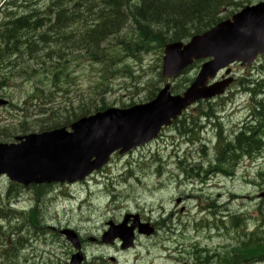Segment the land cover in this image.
I'll return each mask as SVG.
<instances>
[{
    "label": "rangeland",
    "instance_id": "obj_1",
    "mask_svg": "<svg viewBox=\"0 0 264 264\" xmlns=\"http://www.w3.org/2000/svg\"><path fill=\"white\" fill-rule=\"evenodd\" d=\"M48 1L51 2L52 0ZM259 1L261 0H248L252 3ZM5 2L7 1L0 0V7ZM18 2L20 3L14 2L16 3L14 9L17 13H22L23 8L21 6L25 5V0H18ZM40 2V5L44 6L45 2ZM231 10L232 13H235L239 9L232 7L228 12ZM228 12H225V15ZM133 33L136 34L133 26L124 27L122 32L112 36L110 41L115 40V37L131 39L134 36ZM115 52V48L105 50V53L113 56L117 54ZM161 55L162 52L156 50V52H143L139 55L142 58L141 61L138 59L125 60L124 63L127 69L122 70V77H119L118 74L114 76L108 86L110 91L107 95L103 94L105 91L104 86L95 88L97 90H92V94L90 93V85L92 83L93 86L95 85L101 67L100 65L93 67L91 62L86 59V62H68L70 75L68 78L63 79L65 87L62 86L61 92H55L51 82L42 85L41 71L35 70L33 76L29 75L28 81H25L23 77L19 79L13 77L7 81V84L14 85V87L0 88V100L10 101L13 104L17 102V105L22 104L24 97L31 94V91L37 86L38 89L47 93L48 99L54 100V104H48L49 101L47 100L48 110L53 109V105L56 107L55 110H70V105L79 108L83 104L90 109L91 105L101 106L104 101L108 107H129L130 105L142 104L150 100L152 91L155 95L167 82L161 75L162 60H159L162 57ZM70 59L69 56L67 60ZM23 62L18 63L21 65L20 72L23 71L25 65L27 70L28 67L33 66L29 61L25 60ZM46 62L48 61L46 60ZM56 64L47 63L43 65L46 69H50L52 65L55 67ZM200 67L201 62L194 64L179 79L175 82L172 81L173 86L178 85L182 89H186V84L197 76ZM40 68L41 66L36 69ZM29 70H33V68ZM231 71L235 77L233 85L225 96L212 100V107L208 106L205 109L209 112L212 108L214 112H217L226 133H231L235 128L239 129L249 117L248 107L251 103V95L244 92L242 84L243 82L246 84L248 79L264 80V55L258 59L256 64L250 67L234 64L231 66ZM66 90H68V93H66ZM43 103L46 104V102ZM207 104V101H204L202 105L197 104L189 108L187 113L189 115L196 114L200 106L205 107ZM1 106L0 126L6 125L8 121L6 119L7 114L4 113L5 110ZM75 111L80 112L79 109ZM21 113H23L22 110L15 105H12L9 109V114ZM188 122H190V119ZM174 126L172 125L163 130L158 139L153 142L124 155L115 154L110 165L95 173L86 181L75 185H60L55 188L54 192L47 193L42 201H45L44 206L48 209H44L47 212L40 221V224L43 221L47 227L46 229L25 227L23 231L14 235V245H17L20 241V234L30 237V239L21 242L26 249L17 254L16 264H67L70 261L73 247L57 230H51V226L55 228L69 226L76 228L81 233L86 240L85 255L87 260L83 264H114L110 261V256L117 258V264H177L175 260L188 257L194 244L208 247L211 249L210 253H213L215 249L228 247L236 242V229L231 227L229 219L226 220L229 230L225 226V228L218 230V225L215 224L217 220H220L219 216L227 212L241 213V215L246 216L248 218L247 228L252 230L258 218H264V212H260V209L264 207V198L258 199L259 194L264 190V176H259L260 171H264V153L256 160L244 158L238 164L240 166H236L237 169L235 168L232 175L214 173L210 180H206L204 177H194V179H188L187 183L179 185L178 180L176 181L175 178H185V174L178 168V161L182 158L186 163L185 166L190 165V163L198 166L200 162L206 160L205 156L199 152L200 147L203 143L208 145L207 141L213 138L215 130L213 131L212 128L198 129L196 136L204 140L201 143L187 144L185 141L182 143V138ZM9 130L12 132L13 127ZM33 130L37 129L34 128ZM0 138L3 137L0 136ZM212 147L210 144L209 157H213ZM175 151H178V157ZM159 168L161 172L158 174L156 169ZM187 171H190V169ZM179 173L181 175L175 177ZM109 177L110 180L108 181ZM203 179L208 182L200 184L199 181ZM110 182L117 185L115 193L108 191L105 186L109 185ZM6 187L3 184L4 191ZM191 193L195 196L194 199L189 197ZM7 197L0 192V202H2L3 207H5ZM113 197L115 201L111 203ZM254 198L256 199L253 200ZM70 199L72 201H69ZM177 199L181 200L180 204L177 203ZM50 200L55 201L51 203ZM35 203L34 194L25 192L24 196L21 197L19 209L28 211ZM108 205H110L109 209H106ZM183 207H186L185 211L180 212ZM174 210L177 213L175 218H172L169 222V226L175 230H161L151 239L139 237L135 248L125 252H122L119 247L109 248L101 243L90 241L91 237H100L103 229L106 228L107 221L112 220L117 223L121 221L124 213L140 211L146 217L151 216L152 221L161 223V219L169 217ZM212 210H215V212ZM215 215H218L217 218L214 217ZM20 220L15 223L17 226L23 224L24 220ZM201 221L210 222L211 226L207 227L203 222L204 226L197 227L196 222L201 223ZM3 225L6 230L13 227V225L7 223H3ZM159 227L161 228V226ZM5 236L7 237L8 234H5ZM198 250L195 249L192 252ZM228 251L230 250H222V252ZM195 255L196 253L193 256ZM24 256L32 257L22 259L18 263L17 261ZM214 258H212V261L215 260ZM0 264H7L4 256L1 255V250ZM209 264H213V262Z\"/></svg>",
    "mask_w": 264,
    "mask_h": 264
},
{
    "label": "trees",
    "instance_id": "obj_2",
    "mask_svg": "<svg viewBox=\"0 0 264 264\" xmlns=\"http://www.w3.org/2000/svg\"><path fill=\"white\" fill-rule=\"evenodd\" d=\"M17 1L5 2L0 12V77L3 84L18 76L16 72L21 69L18 63L25 60L33 66L28 67V70L26 65L23 66L21 75L28 71L34 72L43 64L64 62L66 56L74 54L72 52L74 45L70 42L72 37L88 49L95 50L99 49L100 39L103 36L114 34L124 27L134 26L135 23L139 31V39L142 40L141 44H137L151 45L157 42L156 47H163L169 41L188 39L204 32L224 17H228L233 12L232 10L228 12L229 9L232 7L238 9L246 2V0H89L84 6L85 0H64L65 5L60 6L59 0H52L51 6L42 10L37 0H25V5L21 6L23 8L21 16L19 12H13L11 8V5ZM55 5L59 6L56 8ZM225 12L228 14L225 15ZM54 14L55 19L53 20ZM90 18L92 23H88ZM72 24L76 28L71 37L69 32L72 30H69V26ZM92 54L99 57L97 52ZM32 68L33 70H29ZM106 107L105 102H102L101 106L91 105L90 109L82 105L79 107L80 112L71 110L65 119L49 121L48 126H67L79 116L88 115ZM203 114L204 116L210 115L200 111L198 115L191 117V121H197ZM243 124L240 131L235 132L227 140H224V136L220 134L221 140L217 142V147L220 148L216 167L221 170L224 168L225 172L233 169L228 168L229 163L234 161L235 166L239 159L264 152V97L261 99L252 97L250 115ZM175 127L185 136L194 134L196 131L191 124L186 125L185 120L176 123ZM217 131L221 132V129ZM188 139L192 143L200 140L195 139L194 136ZM188 166L200 172L202 163L198 166L190 163ZM194 174H196L195 171ZM260 176H264V173H260ZM5 211L8 210L0 205V216ZM230 221L231 225L237 229H240L245 222L242 215H231ZM241 238V242L232 251L234 253L231 254L228 251L220 255L218 264L264 262V218L260 219L250 233L242 232ZM9 243L11 242L7 237L0 244L7 246ZM5 252L9 254L7 249Z\"/></svg>",
    "mask_w": 264,
    "mask_h": 264
},
{
    "label": "water",
    "instance_id": "obj_3",
    "mask_svg": "<svg viewBox=\"0 0 264 264\" xmlns=\"http://www.w3.org/2000/svg\"><path fill=\"white\" fill-rule=\"evenodd\" d=\"M259 53H264V2L244 8L193 37L187 45L166 46L164 77H177L194 59L213 57L183 95L172 96L168 84L151 102L128 109L109 108L84 117L71 125L72 132L63 128L19 137L20 143L16 144L0 143V173L25 185L84 179L106 164L114 151L124 153L155 138L163 125L171 124L191 103L223 93L232 79L207 86L209 79L233 62L252 64ZM134 227L126 228L124 221L112 227L104 240L113 242L119 237L124 240V248L132 245ZM64 233L75 247H80L73 231ZM81 259L78 253L70 264L80 263Z\"/></svg>",
    "mask_w": 264,
    "mask_h": 264
},
{
    "label": "bare ground",
    "instance_id": "obj_4",
    "mask_svg": "<svg viewBox=\"0 0 264 264\" xmlns=\"http://www.w3.org/2000/svg\"><path fill=\"white\" fill-rule=\"evenodd\" d=\"M7 2L9 1V0H6ZM11 1V0H10ZM21 2V1H20ZM20 2H18L17 1V3H20ZM52 2V1H51ZM59 2H60V6H63V2H64V0H59ZM28 3V2H27ZM30 3V2H29ZM16 4V3H15ZM14 4V5H15ZM14 5H11V8L13 9V12H15V13H17V11H15V9H14ZM65 5V4H64ZM57 6H59V5H55V7L57 8ZM9 7V6H8ZM29 7V6H28ZM33 7V6H32ZM31 7V8H32ZM37 8V7H36ZM55 8V9H56ZM53 9V8H52ZM54 9V10H55ZM62 9V8H61ZM7 10V9H6ZM42 10H43V8H42ZM76 10V9H75ZM46 11V10H45ZM82 11V10H81ZM134 11H136V10H134ZM4 12V11H3ZM34 12V11H33ZM28 13H29V11H28ZM36 13V12H35ZM55 13V12H54ZM125 14H126V12H124ZM18 14H21V16H22V13H18ZM125 14H123V15H125ZM128 14V13H127ZM134 14V13H133ZM48 15V14H47ZM55 15V14H54ZM64 15V14H63ZM87 15V14H86ZM97 15V14H96ZM103 15H105V14H103ZM75 17V16H74ZM38 19V18H37ZM77 20V19H76ZM28 21V20H27ZM47 22V21H46ZM134 23V22H133ZM126 24V23H125ZM124 24V25H125ZM127 25V24H126ZM134 29L135 30H138V28H137V24H135L134 23ZM120 29V28H119ZM122 30V29H121ZM57 31V30H56ZM126 31V30H125ZM124 31V32H125ZM49 32V31H48ZM135 33V32H134ZM133 33V34H134ZM139 34H137L136 36H135V38H134V40H135V42L136 43H140L141 44V39H139L140 37L138 36ZM172 41H169V42H167L164 46H166V45H168L169 43H171ZM21 43V42H20ZM51 45V44H50ZM263 81L264 80H262V81H258V80H252V79H248V81H247V83L245 84L244 82H243V84H242V88H243V90H246V91H253V92H255V93H258V94H261V95H263L264 96V83H263ZM251 89V90H250ZM23 112V111H22ZM212 114L213 115H215V114H217V112H214V109L212 110ZM208 115V114H207ZM212 116H210V115H208V116H206V117H204V121H191V122H187V123H185L186 125H188V124H191L195 129H196V131H194V135L193 134H189V135H186L185 137H184V139H186L187 141H189V139H188V137H195V139L197 138V139H200L199 138V136H196V134H197V132H198V129H201L202 128V130H204V129H207V128H212L213 129V131L215 130V134H214V136H213V138H210L209 139V141H207L208 142V145H207V143H203V144H201V147H200V151L199 152H201V154H203L204 156H205V158H206V160H203L202 162H200V163H202V166H201V168H200V172L199 171H197L196 169H194V168H192V167H190V166H185V164H179V169L181 170V172H183L184 174H185V178H175L176 179V181L178 180V182H179V185L180 184H185V183H187L188 182V179H194V177L195 178H197V177H201V178H205L206 180H209L210 179V177L214 174V173H219V174H222V175H226V173H225V171H223V169L221 170V168H217L216 167V162H214L215 161V159H218V153H219V148L220 147H217V142L219 141V140H221V136H220V134L221 135H223L224 136V140H227V139H229V137L231 136V135H234L235 134V132H238V131H240V129H241V127L244 125V124H242L241 125V127L238 129H236L235 128V130H233L231 133H226V131H224V129H223V123H222V121L219 119V116H217V117H215V118H212V119H210ZM248 119V118H247ZM200 127V128H199ZM221 129V132H218L217 131V129ZM204 132V131H203ZM202 140H204V139H200L198 142H200L201 143V141ZM206 141V140H205ZM189 142H191V141H189ZM192 143V142H191ZM210 144L213 146L211 149H213V157H209L208 155H210V153H209V146H210ZM204 146V147H203ZM202 148H203V150H202ZM249 154V153H248ZM208 158H210V159H208ZM208 159V160H207ZM238 159V158H237ZM183 160H182V158H180V160L178 161L179 163H181ZM219 161V160H218ZM220 162V161H219ZM192 164V163H191ZM240 164V163H239ZM237 165H235L234 166V161L232 162V163H229V165H228V168H235ZM238 166H240V165H238ZM188 169H190V171H187ZM237 169V168H236ZM238 170H239V168H238ZM194 171L196 172V174H194ZM156 173H160V170L159 169H156ZM204 173V175H202ZM181 175V173H179L178 175H176L175 177H179ZM205 179H203V180H200L199 181V183L200 184H206L208 181H206ZM189 197H191L192 199H194V195H193V193H191L190 194V196ZM179 200V199H178ZM181 202V200H179V203ZM14 199L12 198V197H10V196H8L7 197V202L5 203V207L4 208H7V209H9L8 211H5L4 212V214L2 215V216H0V222L2 223V225H3V223H7L8 225H13V227L11 228V229H8V230H6V229H4L5 227H4V225L2 226L1 224H0V243L2 242V241H4L7 237H9V239H14V240H12L11 241V243H9L7 246H1V244H0V250H1V255H3L4 256V258H5V260H6V263L7 264H16V258H17V254L20 252V251H22V250H25L26 248L24 247V245L21 243L22 241H25V240H27V235H23V234H20V236H19V239H20V241L17 243V245H14V243H15V238H13L14 237V235L15 234H18V233H20L21 231H23V229L25 228V227H32V226H34L33 224H31V222L30 221H28V218H29V216L27 215V218H26V214L25 213H23V212H21V211H18V210H16V209H14ZM44 203H45V201H38V202H36V205H39V206H44ZM0 205L3 207V205H2V202H0ZM9 206V207H8ZM45 207V206H44ZM46 208V207H45ZM216 208H217V206H216ZM48 208H46V210H47ZM209 209H212V208H209ZM212 211H214L215 212V210H212ZM217 211H218V209H217ZM34 212H35V209H34ZM47 212V211H46ZM260 212H264V207H262L261 209H260ZM34 217H35V215H33ZM217 216L218 215H215L214 217L215 218H217ZM224 217H227V218H230L231 217V215H230V212H227V213H223L222 214V216H219V218H220V220H215L216 222H218V223H223V218ZM214 218V219H215ZM20 219H23L24 220V222H23V224L21 225V226H17L15 223L16 222H19V221H21ZM171 219L172 218H170V216L169 217H167V218H165V219H161V223H156V222H154V221H152L153 222V225L155 226V228L157 229V230H159V231H161V230H164V231H170V229H171V227L169 226V222L171 221ZM209 219V218H208ZM202 220V219H201ZM211 220V219H210ZM209 221V220H208ZM204 222V224H211L210 222H207V221H203ZM203 222L201 221V223H198V222H196V226L197 227H199V226H204L203 225ZM213 223V222H212ZM171 224V223H170ZM215 225V224H214ZM14 226H16V227H14ZM159 226H161V228L159 227ZM211 226V225H210ZM47 227V226H46ZM178 227V226H177ZM207 227H209V226H207ZM180 229V228H179ZM175 230V229H174ZM179 231V230H178ZM168 233V232H167ZM174 233V232H173ZM190 233V232H189ZM5 234H8V236L6 237L5 236ZM178 234V233H177ZM185 234V233H184ZM171 235V234H170ZM181 235V234H180ZM21 236H22V238H21ZM177 236V235H176ZM181 240V239H180ZM35 244V243H34ZM37 246V245H36ZM3 247H5V248H3ZM5 249H7V252H9V254H6V252H5ZM196 253V255L195 256H198V255H202V257H210L209 256V254H210V252H208L207 250H198V251H193V252H191V256L192 257H195V256H193L194 254ZM199 253V254H198ZM12 256V258H10ZM26 256V255H25ZM24 256V257H25ZM22 257V258H20L17 262L19 263V261L21 260L22 261V259H29V257L30 256H28V257ZM32 257V256H31ZM30 257V258H31ZM230 257V256H229ZM232 258V257H231ZM33 260V259H32ZM231 260V259H230ZM27 261V260H26ZM35 261H36V259H35ZM201 261V260H200ZM25 262V261H24ZM34 262V261H33ZM28 263V262H27ZM35 263V262H34ZM26 264V263H25ZM37 264V263H36ZM220 264V263H219Z\"/></svg>",
    "mask_w": 264,
    "mask_h": 264
},
{
    "label": "flooded vegetation",
    "instance_id": "obj_5",
    "mask_svg": "<svg viewBox=\"0 0 264 264\" xmlns=\"http://www.w3.org/2000/svg\"><path fill=\"white\" fill-rule=\"evenodd\" d=\"M37 207V209H35V220H37V221H41L42 220V217H43V215L46 213V211H44V209L46 210V208L42 205V206H39V205H37L36 206ZM29 217L31 216V215H28ZM42 223H43V221H42ZM42 223H41V227L43 228V229H45L46 228V226H45V224L43 223V225H42ZM31 224H33L34 226H32V227H38V222H31ZM31 227V228H32ZM21 238H22V236H21ZM27 239H30V237L28 236L27 237ZM35 242V241H34ZM205 261H200V259H195V260H193V261H191V259H190V261H188V263L189 264H205L204 263Z\"/></svg>",
    "mask_w": 264,
    "mask_h": 264
}]
</instances>
